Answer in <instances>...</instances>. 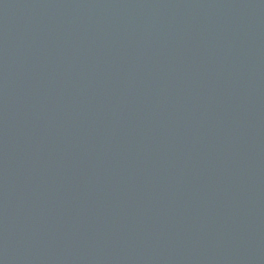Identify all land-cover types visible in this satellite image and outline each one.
Masks as SVG:
<instances>
[{
    "label": "water",
    "instance_id": "obj_1",
    "mask_svg": "<svg viewBox=\"0 0 264 264\" xmlns=\"http://www.w3.org/2000/svg\"><path fill=\"white\" fill-rule=\"evenodd\" d=\"M0 264H264V0H0Z\"/></svg>",
    "mask_w": 264,
    "mask_h": 264
}]
</instances>
